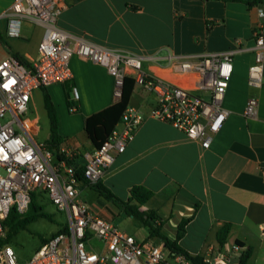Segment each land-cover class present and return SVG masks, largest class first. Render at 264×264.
Returning <instances> with one entry per match:
<instances>
[{"label": "crops", "instance_id": "crops-1", "mask_svg": "<svg viewBox=\"0 0 264 264\" xmlns=\"http://www.w3.org/2000/svg\"><path fill=\"white\" fill-rule=\"evenodd\" d=\"M13 1L0 0V11ZM67 2L58 26L71 37L141 56L149 75L180 86L191 87L194 76L182 74L171 57L236 51L223 103L231 114L209 149L152 117L155 95L134 86L128 106L143 115L144 121L125 152L106 169L101 182L123 200L129 198L135 185L151 189L154 196L141 210L155 211L163 234L172 240L179 223L191 218L178 242L190 255L204 256L217 248L218 230L231 224L227 243L239 242L242 250L250 248L249 264H264V82L260 89L247 84L248 69L254 62L253 31L261 22L256 7L217 0ZM42 36L41 27L26 23L22 37L7 42L12 52L30 61L38 54ZM10 55L0 42V62ZM71 68V80L52 84L46 92L57 112L61 148L83 169L95 150L84 130L85 118L118 100L115 80L106 68L78 56L72 57ZM73 87L77 88L78 100L72 99ZM67 96L76 110L69 109ZM250 96L259 101L253 118L244 114ZM44 98L43 90L36 91L33 106L42 120H48L50 140L52 125ZM79 191V199L101 216L115 222L116 216L124 214L84 182H79ZM136 230L131 234L141 241H159L150 238L143 226Z\"/></svg>", "mask_w": 264, "mask_h": 264}, {"label": "built area", "instance_id": "built-area-1", "mask_svg": "<svg viewBox=\"0 0 264 264\" xmlns=\"http://www.w3.org/2000/svg\"><path fill=\"white\" fill-rule=\"evenodd\" d=\"M67 8V0H14L9 8L0 11L5 38H21L26 23L43 29L38 54L28 61L29 65L13 55L0 62V264H193L161 240L141 241L121 231L114 221L79 199L78 172L91 185L101 181L115 158L125 152L144 116L128 106L121 122L79 169L56 158L47 149L49 139L37 140L43 120L33 106L34 95L52 84L71 80V59L78 56L106 68L115 80L114 95L118 101L126 79H132L135 86L155 95L152 117L209 149L231 114L223 103L236 51L171 57L182 74L194 76L191 87L180 86L149 75L143 69L141 56L71 37L58 26V18ZM256 9L261 22L253 31L254 62L248 69L247 84L260 89L264 82V2ZM72 99H79L76 87L72 88ZM258 105V98L250 96L245 116L256 117ZM60 151L69 159L71 153L68 155L63 148ZM38 191L47 194L52 204L66 214L68 222L64 231L23 261L12 246L1 244L3 221L13 209L25 214ZM261 231L264 237V224ZM233 249L241 248L234 245ZM202 257L204 264L231 262L220 251L211 250Z\"/></svg>", "mask_w": 264, "mask_h": 264}, {"label": "trees", "instance_id": "trees-1", "mask_svg": "<svg viewBox=\"0 0 264 264\" xmlns=\"http://www.w3.org/2000/svg\"><path fill=\"white\" fill-rule=\"evenodd\" d=\"M217 1L242 3L247 5L249 8L257 7L262 2H264V0ZM3 37L4 36H2V34L0 33V42L11 52V55H13L22 64L29 65L28 61L24 57L20 56L18 53L12 52L9 43ZM134 86V81L132 79H126L121 100L107 107L106 109L85 118L84 130L95 149H98L103 144V142L107 139L110 133L121 122L122 116L128 107L129 99ZM43 91L45 94V106L48 109L52 125V135L47 143V149H49L52 154L55 155V157L59 160L64 159L66 160L67 164H73L72 160L66 159L65 155L60 151L61 145L63 144V138L59 134V120L57 112L50 99V96L46 92V88L43 89ZM67 98L69 109L73 110L74 104L69 101L68 96ZM78 180L80 182H84L91 189L95 190L101 196H103L105 199L122 209L127 216L136 219L147 230L150 238L156 237L159 240L163 241L166 247H168L170 250L184 254L186 258L193 262V264H204L203 257L201 255H190L188 252L182 249L178 243L179 240L182 239L185 235L186 226L191 220V218L183 219L179 223L176 239L172 240L165 234H163L162 224L158 222L159 215L155 211L141 210V206L147 203L154 196V192L151 189L143 185H135L130 190L129 198L127 200H123L116 196L112 192V190L106 187L101 181L96 184H89L82 176L81 171L78 172ZM39 218L51 219V215L44 213L43 207L41 205H38L35 193L32 196L29 209L25 214H19L15 209H13L10 211L7 218L3 221V228L6 231V238L1 240V244L9 243L10 240L16 237L21 231L25 230L28 224L37 221ZM64 230L65 226L61 228V230H59L55 235ZM230 232L231 224H225L218 230L216 238L220 247H224L226 245ZM55 235H53V237ZM47 241L48 240L43 239V243ZM237 244L240 248H243V245L241 243L237 242ZM251 255L252 251L250 248L242 250L238 259V264H249Z\"/></svg>", "mask_w": 264, "mask_h": 264}, {"label": "rangeland", "instance_id": "rangeland-1", "mask_svg": "<svg viewBox=\"0 0 264 264\" xmlns=\"http://www.w3.org/2000/svg\"><path fill=\"white\" fill-rule=\"evenodd\" d=\"M0 31L3 33L5 32L4 22L0 23ZM3 38L8 42L11 41V39L5 38V36ZM41 127V134L38 136L37 140L39 142H45L48 140L50 135L49 123L47 119L43 120ZM93 191L92 193H94ZM89 198H91L90 195ZM36 199L38 205L43 207L44 213L51 215V219L39 218L37 221L28 224L25 230L21 231L16 237L7 243L13 247L19 259L23 261L30 259L34 255L35 251L43 243V239L48 240L53 237V235L66 226L68 222L66 214L60 212L57 207L52 204L46 193L38 191L36 193ZM119 210L123 212L122 209L117 207L118 212ZM115 219L117 227L121 231L129 234L136 232V228L142 226L136 219L127 216L126 213L116 216ZM141 232L145 233L144 231ZM5 238L6 231L4 230V239ZM96 244L98 243L96 242ZM234 245H238L237 242L226 243L224 247L217 246V248L213 249V252H223L227 259L231 260L228 264H238V259L242 249L235 250L233 249Z\"/></svg>", "mask_w": 264, "mask_h": 264}]
</instances>
